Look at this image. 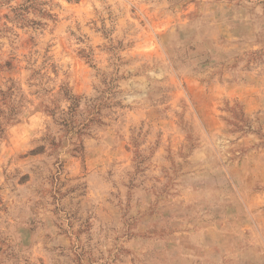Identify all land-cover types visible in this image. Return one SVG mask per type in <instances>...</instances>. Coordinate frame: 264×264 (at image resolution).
Listing matches in <instances>:
<instances>
[{"label": "rangeland", "instance_id": "obj_1", "mask_svg": "<svg viewBox=\"0 0 264 264\" xmlns=\"http://www.w3.org/2000/svg\"><path fill=\"white\" fill-rule=\"evenodd\" d=\"M0 264H264V0H0Z\"/></svg>", "mask_w": 264, "mask_h": 264}, {"label": "trees", "instance_id": "obj_2", "mask_svg": "<svg viewBox=\"0 0 264 264\" xmlns=\"http://www.w3.org/2000/svg\"><path fill=\"white\" fill-rule=\"evenodd\" d=\"M68 1H78V0H68Z\"/></svg>", "mask_w": 264, "mask_h": 264}]
</instances>
